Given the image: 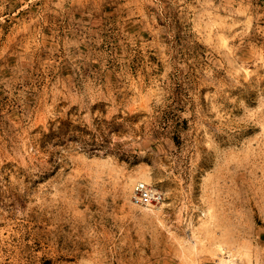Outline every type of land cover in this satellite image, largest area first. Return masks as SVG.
Returning a JSON list of instances; mask_svg holds the SVG:
<instances>
[{
    "label": "rangeland",
    "instance_id": "rangeland-1",
    "mask_svg": "<svg viewBox=\"0 0 264 264\" xmlns=\"http://www.w3.org/2000/svg\"><path fill=\"white\" fill-rule=\"evenodd\" d=\"M224 259L264 264V0H0V264Z\"/></svg>",
    "mask_w": 264,
    "mask_h": 264
},
{
    "label": "built area",
    "instance_id": "built-area-1",
    "mask_svg": "<svg viewBox=\"0 0 264 264\" xmlns=\"http://www.w3.org/2000/svg\"><path fill=\"white\" fill-rule=\"evenodd\" d=\"M162 192L153 189L145 182H139L135 186L133 201L139 206L158 205L164 201Z\"/></svg>",
    "mask_w": 264,
    "mask_h": 264
},
{
    "label": "bare ground",
    "instance_id": "bare-ground-1",
    "mask_svg": "<svg viewBox=\"0 0 264 264\" xmlns=\"http://www.w3.org/2000/svg\"><path fill=\"white\" fill-rule=\"evenodd\" d=\"M145 180V179H144ZM148 180V179H147ZM146 181V180H145ZM219 247V246H218ZM223 248V247H222ZM233 260V259H232ZM230 259H224L220 262V264H234V262Z\"/></svg>",
    "mask_w": 264,
    "mask_h": 264
}]
</instances>
